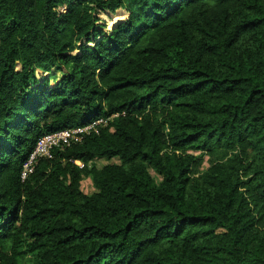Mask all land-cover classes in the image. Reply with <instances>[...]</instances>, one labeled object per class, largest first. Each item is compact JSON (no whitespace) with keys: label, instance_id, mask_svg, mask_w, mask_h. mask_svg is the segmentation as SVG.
<instances>
[{"label":"trees","instance_id":"trees-1","mask_svg":"<svg viewBox=\"0 0 264 264\" xmlns=\"http://www.w3.org/2000/svg\"><path fill=\"white\" fill-rule=\"evenodd\" d=\"M0 264H264V0H0Z\"/></svg>","mask_w":264,"mask_h":264},{"label":"built area","instance_id":"built-area-1","mask_svg":"<svg viewBox=\"0 0 264 264\" xmlns=\"http://www.w3.org/2000/svg\"><path fill=\"white\" fill-rule=\"evenodd\" d=\"M106 122V118L98 117L84 125L61 129L40 136L33 150L29 153L27 160L23 163L21 171L22 180L32 171L33 164L39 157H51V150L54 147L61 148L70 145L72 141H81L86 134L97 132L100 127L106 125ZM75 163L81 166L80 161L76 160Z\"/></svg>","mask_w":264,"mask_h":264},{"label":"rangeland","instance_id":"rangeland-1","mask_svg":"<svg viewBox=\"0 0 264 264\" xmlns=\"http://www.w3.org/2000/svg\"><path fill=\"white\" fill-rule=\"evenodd\" d=\"M101 19L100 22H105L103 28L106 30V31H109L113 26L114 24L117 22V21H121L123 19H125L126 17V14L124 12V10L122 9H118L117 12L115 14H109L108 15H105V14H101L100 15ZM40 71H38L39 73ZM41 73V72H40ZM44 76H50V75H53L55 76V78H50L49 79V82H50V85H54V83L60 78L61 76V73L60 72H57L55 70H52L48 73H44L43 74ZM108 162H119V160L117 158H114V159H111L110 161H106L102 158H97L95 160V164L99 167H101L102 165L108 163ZM209 165V161H208V156H204L203 157V160H202V166L201 168H207ZM151 175L157 180L159 181L160 180V176L157 175L155 172L151 171L150 172ZM81 190L86 193V194H91L93 192L96 191V188L93 186L92 184V181H91V178L88 177V178H84L82 181H81Z\"/></svg>","mask_w":264,"mask_h":264}]
</instances>
